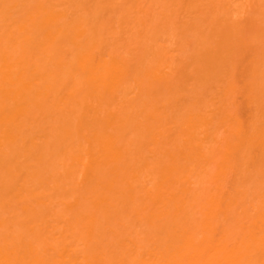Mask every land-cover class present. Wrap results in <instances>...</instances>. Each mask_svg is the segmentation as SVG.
<instances>
[{
	"label": "bare ground",
	"instance_id": "bare-ground-1",
	"mask_svg": "<svg viewBox=\"0 0 264 264\" xmlns=\"http://www.w3.org/2000/svg\"><path fill=\"white\" fill-rule=\"evenodd\" d=\"M0 264H264V0H0Z\"/></svg>",
	"mask_w": 264,
	"mask_h": 264
}]
</instances>
